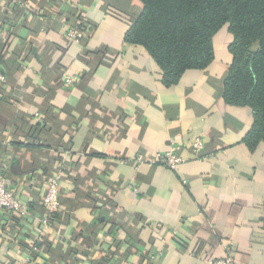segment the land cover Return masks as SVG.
<instances>
[{
  "label": "crops",
  "instance_id": "0c3cea01",
  "mask_svg": "<svg viewBox=\"0 0 264 264\" xmlns=\"http://www.w3.org/2000/svg\"><path fill=\"white\" fill-rule=\"evenodd\" d=\"M48 1L0 0V161L30 215L15 223L0 215V264H67L59 257L73 247L86 255L79 264L101 256L108 264H210L227 249L236 264H264V143L247 149L252 112L221 97L227 29L206 69L165 87L147 52L124 41L138 0ZM71 7L92 28L80 43L55 18ZM65 75L77 83L64 85ZM33 128L39 149L29 146ZM170 139L184 162L149 165ZM62 163L63 205L43 231L45 186Z\"/></svg>",
  "mask_w": 264,
  "mask_h": 264
},
{
  "label": "trees",
  "instance_id": "16d2710c",
  "mask_svg": "<svg viewBox=\"0 0 264 264\" xmlns=\"http://www.w3.org/2000/svg\"><path fill=\"white\" fill-rule=\"evenodd\" d=\"M64 1L48 2L63 6ZM138 1L142 10L130 23L124 41L129 45L140 46L147 52L161 70V83L165 87L176 85L187 70L206 69L214 60L215 36L223 28L227 29L232 37L228 45L231 63L223 79L221 97L226 105L251 110L252 125L242 140L247 149L253 152L258 144L264 143V0ZM55 16L56 19H64L70 27L89 29L85 40L91 36L92 28L77 8L60 10ZM0 69L4 74L3 67ZM37 131V128H33L30 133L32 139L29 146L32 149L41 147L35 141ZM45 171L49 170L45 168ZM89 199L92 204L96 202L92 194ZM60 203L62 206L61 196ZM2 216L13 219L14 223L19 222L16 215ZM56 217L58 213L53 218ZM117 228L113 224L109 232L114 233L116 231L113 229ZM87 242L89 244L90 239ZM119 243L114 242L116 249ZM34 247L51 254L48 245L44 247L35 242ZM78 250L69 248L59 260L67 264L71 261L81 263L82 256L86 255ZM108 258L101 256L88 262L108 264Z\"/></svg>",
  "mask_w": 264,
  "mask_h": 264
},
{
  "label": "built area",
  "instance_id": "2783aa9c",
  "mask_svg": "<svg viewBox=\"0 0 264 264\" xmlns=\"http://www.w3.org/2000/svg\"><path fill=\"white\" fill-rule=\"evenodd\" d=\"M65 5H72L71 0H65ZM89 34V29H78L67 26L65 30L66 39L73 43H80ZM78 79L75 76L65 75L63 77L64 85L71 87L77 83ZM5 76L0 69V88L5 86ZM192 153L196 158H200L204 150V142L201 138H196L191 144ZM179 147L173 139H170L169 148L162 152L156 153L154 157L148 161L151 166H161L169 170H175L181 163L183 158L179 155ZM65 164H59L56 171L47 180L46 190L41 201L45 215L40 219V226L45 231L51 225L53 217L61 209L60 203V181L63 174ZM8 165L0 161V215H16L21 219L30 217L28 208L23 205L15 195V190L7 180ZM210 264H236L229 250H226V255L223 258L214 259Z\"/></svg>",
  "mask_w": 264,
  "mask_h": 264
}]
</instances>
